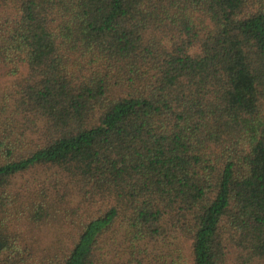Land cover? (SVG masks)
<instances>
[{"label": "trees", "instance_id": "trees-1", "mask_svg": "<svg viewBox=\"0 0 264 264\" xmlns=\"http://www.w3.org/2000/svg\"><path fill=\"white\" fill-rule=\"evenodd\" d=\"M17 4L0 12V62L18 74L12 123L0 119V209L11 178L37 166L111 201L34 264H101L119 218L135 244L187 242L192 264H264V0ZM35 130L41 144L21 153ZM41 193L24 206L33 228L59 211ZM135 244L129 263L158 261ZM8 245L0 227V264H29L26 248L4 258Z\"/></svg>", "mask_w": 264, "mask_h": 264}, {"label": "rangeland", "instance_id": "rangeland-1", "mask_svg": "<svg viewBox=\"0 0 264 264\" xmlns=\"http://www.w3.org/2000/svg\"><path fill=\"white\" fill-rule=\"evenodd\" d=\"M15 4L18 5L17 0H0V12L6 9L11 16L18 8ZM3 64L0 62V119L9 124L12 123L10 93L18 74L15 76L9 73V69ZM20 71L24 73L25 67L21 66ZM23 126L28 127L23 124L21 128ZM29 126L35 128L36 125ZM35 132L36 135L32 132L26 134L27 138L32 137V141L21 153L32 151L41 144L42 139L38 138L40 132ZM69 180L60 170L44 166L34 167L11 178L6 188L9 202L0 209V227L9 243L4 258H7L6 255L14 256L16 252L26 255V252L22 251L23 248L30 254L29 264H34L43 257L55 259L56 256H62L77 237L76 225L104 210L111 203L109 198L85 201L83 190H79ZM41 192L47 193L51 207L56 205L59 211L49 213L45 222L33 228L26 220L24 206L33 195L37 200L42 199ZM127 232L128 224L119 218L100 239L95 253L100 256L101 264H134L128 262L127 253L135 242L127 238ZM134 246L146 251H155L158 261L150 255L143 264H171L170 261L174 264H192L188 243L182 239L171 237L158 243L144 240Z\"/></svg>", "mask_w": 264, "mask_h": 264}]
</instances>
